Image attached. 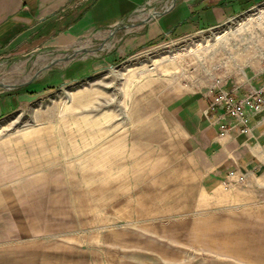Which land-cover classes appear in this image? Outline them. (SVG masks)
I'll return each instance as SVG.
<instances>
[{
	"label": "rangeland",
	"instance_id": "1",
	"mask_svg": "<svg viewBox=\"0 0 264 264\" xmlns=\"http://www.w3.org/2000/svg\"><path fill=\"white\" fill-rule=\"evenodd\" d=\"M181 1L148 0L67 47L0 52V95L45 87L0 115V187L12 195L0 264H264V184L199 171L168 106L260 58L264 0L137 42ZM77 61L86 68L68 77Z\"/></svg>",
	"mask_w": 264,
	"mask_h": 264
},
{
	"label": "crops",
	"instance_id": "2",
	"mask_svg": "<svg viewBox=\"0 0 264 264\" xmlns=\"http://www.w3.org/2000/svg\"><path fill=\"white\" fill-rule=\"evenodd\" d=\"M256 0H197L190 7L182 0L153 22L137 42H143L161 30L169 32L178 24L185 32L219 25ZM148 0H0V52L32 50L39 45L67 47L82 39H94L105 28L114 29L124 19L142 9ZM145 9V8H144ZM175 12L173 15L172 12ZM173 15V16H172ZM164 16H172L165 19ZM201 23V24H200ZM157 28V29H156ZM184 32V33H185ZM158 33V32H155ZM114 35L113 32L111 36ZM106 36V35H105ZM102 36L101 39H106ZM135 39V37H133ZM240 71L223 77L225 89H235L241 95L248 88L264 83L261 59L253 60ZM85 61L69 64L64 72L68 77L82 75ZM211 82L173 97L171 106L185 146L192 151L199 171L224 177L231 172L243 173L257 184H264V104L249 112V130L241 131L240 124L222 109L207 110L211 99ZM40 81H27L17 90L0 95V115L15 109L21 101L30 100L45 89ZM222 129L224 131L221 133ZM7 187H0V241L11 230L6 215ZM5 199V200H4Z\"/></svg>",
	"mask_w": 264,
	"mask_h": 264
},
{
	"label": "built area",
	"instance_id": "3",
	"mask_svg": "<svg viewBox=\"0 0 264 264\" xmlns=\"http://www.w3.org/2000/svg\"><path fill=\"white\" fill-rule=\"evenodd\" d=\"M259 55L264 68V43L261 46ZM223 84V77L221 76L214 77L210 83L211 99L208 102L206 111L216 108L222 109L240 124L241 131L247 132L249 130L248 113L258 111L264 104V83L248 88L241 95H237L235 89H225ZM223 131L224 129L221 133ZM230 174H233V172Z\"/></svg>",
	"mask_w": 264,
	"mask_h": 264
}]
</instances>
